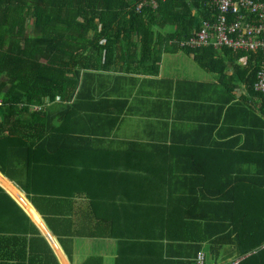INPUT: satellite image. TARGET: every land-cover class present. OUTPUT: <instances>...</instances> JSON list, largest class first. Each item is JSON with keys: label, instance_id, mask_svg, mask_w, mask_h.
<instances>
[{"label": "crops", "instance_id": "crops-1", "mask_svg": "<svg viewBox=\"0 0 264 264\" xmlns=\"http://www.w3.org/2000/svg\"><path fill=\"white\" fill-rule=\"evenodd\" d=\"M188 51H163L156 72L123 61L93 71L66 122L90 146L0 145V264H195L200 251L206 264H229L251 254L227 247L215 261L187 235L215 225L189 216H214L225 181L264 168L260 100L234 65L207 71Z\"/></svg>", "mask_w": 264, "mask_h": 264}, {"label": "trees", "instance_id": "trees-1", "mask_svg": "<svg viewBox=\"0 0 264 264\" xmlns=\"http://www.w3.org/2000/svg\"><path fill=\"white\" fill-rule=\"evenodd\" d=\"M142 1L0 0V145L9 149L37 144L90 146L91 137L71 125L68 128L66 122L81 112L83 84L93 71L123 61L127 68L136 63L156 72L161 53L188 51L180 42L213 11L211 0H161L156 8L138 9ZM28 24L30 33H26ZM166 27L171 31H164ZM187 53H193L194 61L207 71L218 62L234 65L247 94L260 100L264 114V93L253 88L263 51L209 46ZM218 53L225 55L223 59H216ZM263 151H258L262 167ZM263 172L264 168L260 175L245 178L235 174L225 181L216 195L214 216H189V220L201 221V217L204 224H215L202 232H188L197 250L206 242L215 261L229 247L237 258L251 253L238 264H264V249L258 250L264 245ZM247 179L249 183L242 182Z\"/></svg>", "mask_w": 264, "mask_h": 264}, {"label": "built area", "instance_id": "built-area-1", "mask_svg": "<svg viewBox=\"0 0 264 264\" xmlns=\"http://www.w3.org/2000/svg\"><path fill=\"white\" fill-rule=\"evenodd\" d=\"M161 0H143L142 5L156 8ZM211 18L204 20L194 33L180 42L188 50L213 47L234 52H264V0H211ZM254 90L264 93V61L256 74ZM195 264H206L205 254L200 251ZM230 261L229 264H237Z\"/></svg>", "mask_w": 264, "mask_h": 264}, {"label": "rangeland", "instance_id": "rangeland-1", "mask_svg": "<svg viewBox=\"0 0 264 264\" xmlns=\"http://www.w3.org/2000/svg\"><path fill=\"white\" fill-rule=\"evenodd\" d=\"M28 25H29V27H27L26 33H30L32 31V29L30 28V24H28ZM164 31H171V27H166V29ZM205 253H206V259H209V255L207 254V252H205Z\"/></svg>", "mask_w": 264, "mask_h": 264}]
</instances>
